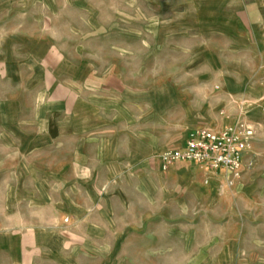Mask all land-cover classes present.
<instances>
[{
  "label": "rangeland",
  "instance_id": "obj_1",
  "mask_svg": "<svg viewBox=\"0 0 264 264\" xmlns=\"http://www.w3.org/2000/svg\"><path fill=\"white\" fill-rule=\"evenodd\" d=\"M238 119L235 186L161 170ZM0 264H264V0H0Z\"/></svg>",
  "mask_w": 264,
  "mask_h": 264
},
{
  "label": "built area",
  "instance_id": "obj_2",
  "mask_svg": "<svg viewBox=\"0 0 264 264\" xmlns=\"http://www.w3.org/2000/svg\"><path fill=\"white\" fill-rule=\"evenodd\" d=\"M254 140V128L241 119L220 130L203 127L189 135L184 147L164 150L160 167L167 171L178 163L194 164L233 187L242 178Z\"/></svg>",
  "mask_w": 264,
  "mask_h": 264
},
{
  "label": "crops",
  "instance_id": "obj_3",
  "mask_svg": "<svg viewBox=\"0 0 264 264\" xmlns=\"http://www.w3.org/2000/svg\"><path fill=\"white\" fill-rule=\"evenodd\" d=\"M82 122H83V120H82V116L80 114V115H78V124H77L78 125V132H85L87 130L86 126H83V128H82ZM133 138L134 137H131L130 135L128 137V139H133ZM184 145H185V143H184ZM131 155H133V153H131Z\"/></svg>",
  "mask_w": 264,
  "mask_h": 264
}]
</instances>
